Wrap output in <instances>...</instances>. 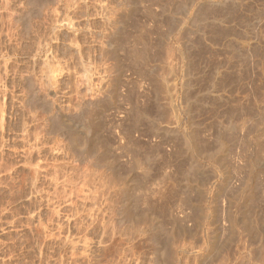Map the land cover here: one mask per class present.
Here are the masks:
<instances>
[{
  "label": "rangeland",
  "instance_id": "374dc122",
  "mask_svg": "<svg viewBox=\"0 0 264 264\" xmlns=\"http://www.w3.org/2000/svg\"><path fill=\"white\" fill-rule=\"evenodd\" d=\"M262 114L264 0H0V264H264Z\"/></svg>",
  "mask_w": 264,
  "mask_h": 264
},
{
  "label": "bare ground",
  "instance_id": "6f19581e",
  "mask_svg": "<svg viewBox=\"0 0 264 264\" xmlns=\"http://www.w3.org/2000/svg\"><path fill=\"white\" fill-rule=\"evenodd\" d=\"M260 20H261V19H260ZM198 27H199V26H198ZM209 28H210V27H209ZM256 32H257V31H256ZM141 33H142V32H141ZM141 33H140V34H141ZM244 33H245V32H244ZM140 36H141V35H140ZM138 40H139V39H138ZM123 42H124V41H123ZM125 42H126V41H125ZM138 42H139V41H138ZM244 44H246V43H244ZM172 49H173V48H172ZM169 50H170V49H169ZM134 52H135V51H134ZM170 52H172V51H170ZM193 53H194V52H193ZM165 54H166V53H165ZM171 54H172V53H171ZM181 54H182V53H181ZM138 56H139V55H138ZM169 56H170V54H169ZM232 56H233V54H232ZM167 57H168V56H167ZM157 58H158V57H157ZM168 58H169V57H168ZM234 58H235V57H234ZM147 60H148V59H147ZM235 61H236V60H235ZM167 62H168V61H167ZM231 62H232V61H231ZM135 63H136V62H135ZM141 64H142V63H141ZM137 65H138V64H137ZM169 65H170V64H169ZM227 66H229V64H228ZM130 68H131V67H130ZM158 68H159V67H158ZM146 69H147V68H146ZM134 70H135V69H134ZM162 71H163V70H162ZM86 72H87V71H86ZM87 75H88V74H87ZM87 75H86V76H87ZM167 80H168V79H167ZM239 80H240V79H239ZM155 85H156V84H155ZM170 86H171V85H170ZM167 88H168V87H167ZM134 89H135V88H134ZM131 92H133V91H131ZM137 92H138V91H137ZM165 92H166V91H165ZM170 92H171V91H170ZM140 96H141V95H140ZM168 97H169V96H168ZM144 98H145V97H144ZM169 99H170V98H169ZM259 99H260V98H259ZM132 100H133V99H132ZM170 100H171V99H170ZM165 101H166V100H165ZM136 102H137V101H136ZM257 102H258V101H257ZM137 103H138V102H137ZM143 103H144V102H143ZM151 104H152V103H151ZM160 104H161V103H160ZM164 104H165V103H164ZM168 104H169V102H168ZM170 105H171V103H170ZM170 105H169V106H170ZM241 106H242V105H241ZM138 107H139V105H138ZM143 107H144V106H143ZM170 107H173V106H170ZM182 108H183V107H182ZM86 109H87V108H86ZM89 109H90V108H89ZM130 109H131V108H130ZM165 109H166V108H165ZM133 110H134V109H133ZM234 110H235V109H234ZM137 111H138V109H137ZM242 111H243V110H242ZM129 112H130V111H129ZM230 113H231V112H230ZM256 113H257V112H256ZM89 114H90V113H89ZM145 115H146V114H145ZM262 115H264V114H262ZM136 116H137V115H136ZM87 117H88V116H87ZM60 118H61V117H60ZM96 118H97V117H96ZM241 118H243V117H241ZM253 118H254V117H253ZM90 119H91V118H90ZM99 120H100V119H99ZM132 120H133V119H132ZM140 120H141V119H140ZM54 121H55V120H54ZM93 121H94V120H93ZM60 122H61V121H60ZM85 122H86V121H85ZM85 122H84V123H85ZM139 122H140V121H139ZM97 123H98V122H97ZM139 124H140V123H139ZM87 125H88V127H89V129H90V128H91L90 124H87ZM99 125H100V124H99ZM135 125H136V124H135ZM85 126H86V125H85ZM55 127H56V126H55ZM222 127H223V126H222ZM235 127H236V126H235ZM85 128H86V127H85ZM224 128H225V126H224ZM239 129H240V127H239ZM234 132H235V131H234ZM232 133H233V132H232ZM234 137H235V136H234ZM136 143H137V142H136ZM79 148H80V147H79ZM137 150H138V149H137ZM139 151H140V150H139ZM146 151H147V150H146ZM131 153H132V152H131ZM158 153H159V152H158ZM135 154H136V153H135ZM135 154H134V155H135ZM143 154H144V152H143ZM155 154H156V153H155ZM148 155H149V154H148ZM173 155H174V154H173ZM146 156H147V155H146ZM169 156H170V155H169ZM147 157H148V156H147ZM156 157H157V156H156ZM138 158H139V156H138ZM141 158H142V157H141ZM148 158H149V157H148ZM159 158H160V157H159ZM136 160H137V159H136ZM136 160H135V161H136ZM150 160H151V159H150ZM152 160H153V159H152ZM152 160H151V161H152ZM156 160H157V159H156ZM159 160H160V159H159ZM165 160H166V159H165ZM154 161H155V159H154ZM148 162H149V161H148ZM141 163H142V162H141ZM145 163H146V162H145ZM138 164H140V163H138ZM138 164H137V166H139ZM142 164H143V163H142ZM151 164H152V163H151ZM153 164H154V163H153ZM146 165H147V164H146ZM149 165H150V164H149ZM129 167H131V166H129ZM135 167H136V166H135ZM152 167H153V166H152ZM149 169H150V168H149ZM147 170H148V169H147ZM150 171H151V170H150ZM147 172H148V171H147ZM163 174H164V173H163ZM137 175H138V174H137ZM148 177H149V176H148ZM165 177H166V175H165ZM156 178L159 179V177H156ZM140 179H141V178H140ZM163 179H164V178H163ZM163 179H162V180H163ZM147 180H148V179H147ZM154 181H155V180H154ZM164 181H165V180H164ZM164 181H163V182H164ZM139 182H140V181H139ZM142 182H143V181H142ZM145 183H146V182H145ZM143 185H144V184H143ZM150 185H151V184H150ZM156 185H157V184H156ZM141 187H142V186H141ZM251 188H252V187H251ZM146 189H147V188H146ZM227 192H228V191H227ZM242 192H243V191H242ZM146 194H147V193H146ZM144 195H145V194H144ZM257 195H258V194H257ZM133 196H134V195H133ZM244 196H245V195H244ZM137 199H138V198H137ZM137 199H135V200H137ZM137 201H138V200H137ZM178 201H179V200H178ZM236 201H237V200H236ZM168 204H169V203H168ZM255 204H256V203H255ZM142 205H143V204H142ZM135 206H136V204H135ZM231 206H232V205H231ZM233 206H234V205H233ZM233 206H232V207H233ZM248 208H249V207H248ZM133 209H134V208H133ZM202 212H203V211H202ZM245 212H246V211H245ZM238 213H239V212H238ZM128 214H129V213H128ZM204 214H205V213H204ZM254 214H255V213H254ZM202 216H203V215H202ZM263 216H264V215H263ZM258 217H259V216H258ZM258 217H257V219H259ZM242 218H243V217H242ZM201 219H202V218H201ZM240 220H241V219H240ZM246 220H247V219H246ZM246 220H245L244 222H246ZM253 220H254V217H253ZM259 220H260V222H261V221L263 220V217H262V219H261V217H260ZM203 221H204V220H203ZM238 221H239V220H238ZM249 221H250V220H249ZM263 221H264V220H263ZM247 222H248V221H247ZM247 222H246V224H245V227L248 226V225L252 227V226L254 225V226L252 227L254 230H253L251 227L248 226V227H249V230H250V228H251L254 232H256V231H255V228L257 229V232H258L259 229H260L261 227H263V224H262V226H261L260 222H258L257 220L254 221L255 223H254L253 221L249 222L250 224L248 223V225H247ZM236 223H237V222H236ZM261 223H262V222H261ZM243 225H244V224H243ZM140 226H141V225H140ZM241 227H242V225H241ZM248 227H247V230H248ZM241 229H242V228H241ZM261 230H264V229H261ZM261 230H260V231H261ZM141 231H142V230H141ZM260 231H259V232H260ZM238 232H239V231H238ZM166 233H167V232H166ZM168 233H169V232H168ZM168 233H167V234H168ZM228 233H229V232H228ZM261 233H262V232H261ZM229 234H230V233H229ZM263 234H264V233H263ZM259 235H260V234H259ZM228 237H229V236H228ZM231 237H232V236H231ZM157 238H158V237H157ZM234 239H235V238H234ZM230 240H231V239H230ZM232 240H233V239H232ZM232 240H231V241L228 240V241H229V242H232ZM221 242H222V241H221ZM225 242H226V241H225ZM222 243H223V242H222ZM232 244H233V243H232ZM221 245H222V244H221ZM219 246H220V244H219ZM185 247H186V246H185ZM223 249H224V248H223ZM226 249H227V248H226ZM215 250H217V247L215 248ZM219 250H220V249H219ZM250 257H251V256H250ZM171 260H172V258H171ZM223 260H225V259H223ZM248 260H249V259H248ZM226 261H227V260H226Z\"/></svg>",
  "mask_w": 264,
  "mask_h": 264
}]
</instances>
